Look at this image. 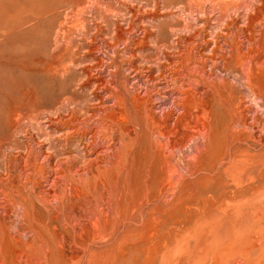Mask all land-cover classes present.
<instances>
[{
	"label": "rangeland",
	"instance_id": "obj_1",
	"mask_svg": "<svg viewBox=\"0 0 264 264\" xmlns=\"http://www.w3.org/2000/svg\"><path fill=\"white\" fill-rule=\"evenodd\" d=\"M0 264H264V0H0Z\"/></svg>",
	"mask_w": 264,
	"mask_h": 264
}]
</instances>
